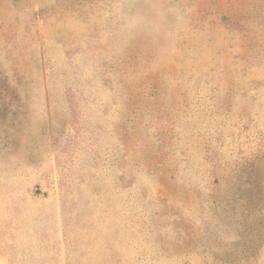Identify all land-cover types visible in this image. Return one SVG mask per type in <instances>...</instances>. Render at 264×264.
<instances>
[{
    "label": "rangeland",
    "instance_id": "rangeland-1",
    "mask_svg": "<svg viewBox=\"0 0 264 264\" xmlns=\"http://www.w3.org/2000/svg\"><path fill=\"white\" fill-rule=\"evenodd\" d=\"M0 264H264V0H0Z\"/></svg>",
    "mask_w": 264,
    "mask_h": 264
}]
</instances>
